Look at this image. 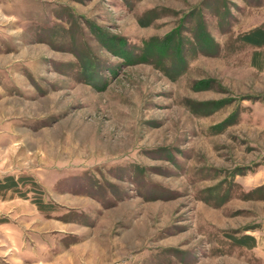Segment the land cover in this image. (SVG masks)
<instances>
[{"label":"rangeland","instance_id":"obj_1","mask_svg":"<svg viewBox=\"0 0 264 264\" xmlns=\"http://www.w3.org/2000/svg\"><path fill=\"white\" fill-rule=\"evenodd\" d=\"M0 264H264V0H0Z\"/></svg>","mask_w":264,"mask_h":264}]
</instances>
